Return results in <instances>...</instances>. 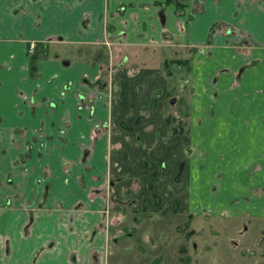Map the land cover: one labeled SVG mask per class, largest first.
Here are the masks:
<instances>
[{
    "label": "crops",
    "instance_id": "0c3cea01",
    "mask_svg": "<svg viewBox=\"0 0 264 264\" xmlns=\"http://www.w3.org/2000/svg\"><path fill=\"white\" fill-rule=\"evenodd\" d=\"M185 1L180 30L177 0H0V264H95L105 244L97 229L109 140L94 133L80 101L91 91L82 79L101 72L100 51L130 50L165 67L194 51L199 88L209 78L213 85L204 97L212 89L216 103L230 106L215 126L233 113L208 139L209 159L264 168V0ZM248 41L250 54L239 53ZM101 104L95 117L104 121Z\"/></svg>",
    "mask_w": 264,
    "mask_h": 264
},
{
    "label": "rangeland",
    "instance_id": "374dc122",
    "mask_svg": "<svg viewBox=\"0 0 264 264\" xmlns=\"http://www.w3.org/2000/svg\"><path fill=\"white\" fill-rule=\"evenodd\" d=\"M180 22L176 27L184 30ZM250 44L236 49L250 54ZM50 49L52 55L55 47ZM193 52L188 62L168 60V67L154 59L142 63L130 50L119 55L108 50L106 57L96 53L97 63L103 64L101 78L108 83L102 105L109 131L100 129L110 140L108 179L114 184L106 181L100 191L106 214L97 231L106 239L95 264H264L263 164L237 169L223 166V158L209 159L207 141L215 130L226 129L221 126L232 111L215 126L230 106L216 103L212 89L204 97L212 82L209 78L199 88L203 83L195 78ZM124 56L127 62L119 67ZM240 140L246 139L240 135ZM234 170L240 173L236 185L230 178Z\"/></svg>",
    "mask_w": 264,
    "mask_h": 264
},
{
    "label": "flooded vegetation",
    "instance_id": "af4514ba",
    "mask_svg": "<svg viewBox=\"0 0 264 264\" xmlns=\"http://www.w3.org/2000/svg\"><path fill=\"white\" fill-rule=\"evenodd\" d=\"M178 2H177V4H179L180 5V7H178V9H179V11L177 12V18L179 19V21H181L182 22V19L184 18V16H185V1L184 0H177ZM187 6V5H186ZM123 9L121 8V11H122ZM175 13H176V11H175ZM162 16V15H161ZM161 22L162 23H164V18L163 17H161ZM180 22V23H181ZM31 44H34V50L36 49V43H34V42H31L30 43V45ZM30 45H29V50H30ZM245 46H246V43L244 44ZM104 46H109V42H104ZM110 47V46H109ZM33 50V51H34ZM32 51V52H33ZM127 59L128 58H126L125 56L122 58V60L117 64L119 67L120 66H123L126 62H127ZM65 62H67V64H68V61H65ZM64 62V63H65ZM142 63H145V62H142ZM105 64H108V62H106ZM148 64H151V63H148ZM108 67V66H107ZM163 67H165V66H163ZM151 68H153V69H156V68H154V67H151ZM102 71L103 70H101V72H100V74L98 75V77H96V80H94V81H92V80H87V79H82V81H81V83H82V85H84V86H86V87H88L91 91L90 92H88V94L87 95H81L80 96V101H81V103H86L87 105H88V109H89V115H90V117L93 119V129H94V133H99V132H101V129L100 128H102L104 131L103 132H105L106 134H107V132L109 131V127H108V122L106 121L107 119L106 118H108V116L104 119V121H106V122H104V121H102V120H99V119H97L96 117H95V115H96V110H95V104L96 103H103V102H106L107 101V97H104V94H105V90H107L108 89V83L105 81V80H102V78H101V76H102ZM104 72V71H103ZM153 73H155V71H153ZM169 75H172L171 73H169ZM90 93V94H89ZM174 102H175V99L174 98H171V100H170V104H174ZM102 105V104H101ZM102 107H103V105H102ZM104 108V107H103ZM188 112V111H187ZM187 112H185V116H186V118L188 119V116H187ZM185 118V119H186ZM177 119H180L179 118V116H178V118ZM186 119V120H187ZM157 132H155L154 133V135L156 134ZM109 135V134H108ZM137 141H138V143L140 144V143H142V142H140V137L138 136L137 138ZM234 141V140H233ZM109 143H110V140H109ZM85 154H86V152H85ZM184 154H186V155H190V149L189 148H186L185 150H184ZM86 156V155H85ZM110 158L108 157L107 158V169H108V175H109V173H110V160H109ZM181 168H183V165L182 164H180L179 165V169L181 170ZM109 178V177H108ZM118 180V179H117ZM107 182H108V184L109 185H113L114 184V182H112V180L111 179H107ZM103 190V189H102ZM101 190V191H102ZM114 202H115V200H116V197L113 195V197L111 198ZM214 206V205H213ZM102 214H103V216L106 214L105 212H103V210H102ZM104 219V218H103ZM244 230H246V227H245V229ZM264 232V231H263ZM106 239V238H105ZM113 242L114 243H116L117 242V238H114L113 239ZM264 243V242H263ZM107 245V244H106ZM106 250H107V248H105ZM262 253H264V252H262ZM107 254V253H106ZM106 254L105 255H103V259L106 261Z\"/></svg>",
    "mask_w": 264,
    "mask_h": 264
},
{
    "label": "built area",
    "instance_id": "2783aa9c",
    "mask_svg": "<svg viewBox=\"0 0 264 264\" xmlns=\"http://www.w3.org/2000/svg\"><path fill=\"white\" fill-rule=\"evenodd\" d=\"M34 50V44L30 45V53Z\"/></svg>",
    "mask_w": 264,
    "mask_h": 264
},
{
    "label": "water",
    "instance_id": "95a60500",
    "mask_svg": "<svg viewBox=\"0 0 264 264\" xmlns=\"http://www.w3.org/2000/svg\"><path fill=\"white\" fill-rule=\"evenodd\" d=\"M65 64H67V62H65Z\"/></svg>",
    "mask_w": 264,
    "mask_h": 264
}]
</instances>
